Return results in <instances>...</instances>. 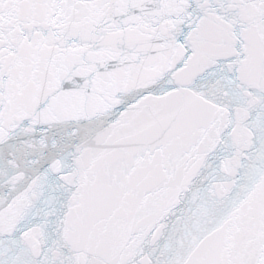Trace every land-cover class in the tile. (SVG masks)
Returning a JSON list of instances; mask_svg holds the SVG:
<instances>
[{
	"label": "snow or ice",
	"instance_id": "6c2138e0",
	"mask_svg": "<svg viewBox=\"0 0 264 264\" xmlns=\"http://www.w3.org/2000/svg\"><path fill=\"white\" fill-rule=\"evenodd\" d=\"M0 264H264V0H0Z\"/></svg>",
	"mask_w": 264,
	"mask_h": 264
}]
</instances>
